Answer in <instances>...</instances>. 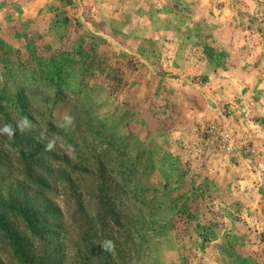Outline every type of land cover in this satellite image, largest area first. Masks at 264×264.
Here are the masks:
<instances>
[{
	"label": "rangeland",
	"instance_id": "374dc122",
	"mask_svg": "<svg viewBox=\"0 0 264 264\" xmlns=\"http://www.w3.org/2000/svg\"><path fill=\"white\" fill-rule=\"evenodd\" d=\"M25 115L0 264H264V0H0V127Z\"/></svg>",
	"mask_w": 264,
	"mask_h": 264
},
{
	"label": "clouds",
	"instance_id": "9594fccd",
	"mask_svg": "<svg viewBox=\"0 0 264 264\" xmlns=\"http://www.w3.org/2000/svg\"><path fill=\"white\" fill-rule=\"evenodd\" d=\"M75 121V117L69 113V110L65 108L62 111L61 119L59 122L55 123V126L58 129H70ZM35 125L34 123L28 118V116H24L21 119L17 120L15 124L13 123H6L3 127H0V136H5L8 139H12L16 137L17 132L21 135L25 133H30L33 131ZM48 136V129L42 128L40 132V137L42 140L47 139ZM45 144L44 151H52L56 146V138L53 137L52 139H48ZM102 250L106 253H113L116 247L115 242L112 239H105L99 244Z\"/></svg>",
	"mask_w": 264,
	"mask_h": 264
},
{
	"label": "trees",
	"instance_id": "16d2710c",
	"mask_svg": "<svg viewBox=\"0 0 264 264\" xmlns=\"http://www.w3.org/2000/svg\"><path fill=\"white\" fill-rule=\"evenodd\" d=\"M19 210H21V213L24 215L25 223H27V229L30 233V237L36 238L38 236L41 237V240L44 239L43 233L46 229L47 222L46 217L48 213H38L37 211L26 209V207H21ZM46 214V215H42ZM8 232L12 237L13 240V246L18 254L19 258L25 260V261H33L34 258L31 257V249L32 247L30 244H28L26 240V237L22 233H17L16 235L13 234V232L8 227ZM39 237V238H40ZM34 246V245H33Z\"/></svg>",
	"mask_w": 264,
	"mask_h": 264
}]
</instances>
